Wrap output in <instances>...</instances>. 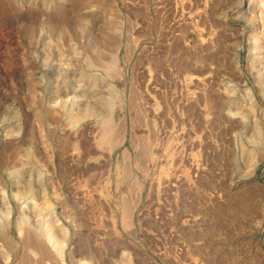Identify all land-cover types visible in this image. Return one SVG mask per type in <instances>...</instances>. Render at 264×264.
<instances>
[{
  "label": "rangeland",
  "instance_id": "rangeland-1",
  "mask_svg": "<svg viewBox=\"0 0 264 264\" xmlns=\"http://www.w3.org/2000/svg\"><path fill=\"white\" fill-rule=\"evenodd\" d=\"M51 262L264 264V0H0V264Z\"/></svg>",
  "mask_w": 264,
  "mask_h": 264
},
{
  "label": "bare ground",
  "instance_id": "bare-ground-1",
  "mask_svg": "<svg viewBox=\"0 0 264 264\" xmlns=\"http://www.w3.org/2000/svg\"><path fill=\"white\" fill-rule=\"evenodd\" d=\"M112 45V44H111ZM110 61V60H109ZM97 63V62H96ZM114 64H116V63H114ZM110 72V71H109ZM118 72V71H117ZM71 116V115H70ZM112 118V117H111ZM109 119V118H108ZM104 121H105V119H104ZM102 122V121H101ZM100 122V123H101ZM109 122H110V119H109ZM112 122V121H111ZM105 123V124H104ZM104 123H102V124H104V126H103V128L104 129H102V130H105V132L106 131H109V129H108V122L106 123V121L104 122ZM101 124V125H102ZM110 125H111V123H110ZM110 127H112V126H110ZM102 128V127H101ZM111 131V130H110ZM105 132L103 131V133L105 134ZM115 132H117V131H115ZM107 133H111V132H107ZM114 134H117V133H114ZM119 134V133H118ZM115 136H118L117 138L119 139V135H115ZM104 137H105V135H104ZM103 137V138H104ZM115 138V137H114ZM110 140V139H109ZM114 140V139H113ZM108 141V140H107ZM115 141V140H114ZM109 143H110V141H109ZM115 143V142H114ZM108 144V143H107ZM114 145V144H113ZM119 146V142H118V144H116L115 146ZM75 146V145H74ZM108 146V145H107ZM114 146V147H115ZM78 147V146H77ZM105 147V146H104ZM110 147H112V145L110 146ZM114 147H112V149H111V151L110 152H112L113 151V149H114ZM107 148V147H106ZM78 149H79V147H78ZM104 149V148H103ZM110 149V148H109ZM105 150V149H104ZM108 150V149H107ZM106 151V150H105ZM79 157V156H78ZM127 209V208H126ZM128 210V209H127ZM128 212V211H127ZM19 231H21V230H19ZM45 232V231H44ZM26 233H28V232H26ZM25 234V233H24ZM23 234V235H24ZM31 234V233H30ZM39 234V233H38ZM37 234V235H38ZM27 235V234H26ZM44 235V237L45 238H49L50 236H52V235H50V233H48L47 232V234L45 235V234H43ZM42 235V236H43ZM52 238L53 237H51V241H52ZM25 240V245H26V247L27 248H31V247H36L37 248V251H39V253H40V259H41V261H39L40 263L42 262V261H45V260H47V258H48V254H49V252H48V250L45 248V247H43V245L41 244V241H39V239L38 238H36V237H33V235L30 237V236H27L26 237V239H24ZM47 242H48V240H46ZM43 242V241H42ZM44 244H46V243H44ZM48 244H50V243H48ZM58 244V243H57ZM54 246H56L55 248H59V246L57 247V245H54ZM53 246V247H54ZM54 249V248H53ZM52 249V250H53ZM57 251H59V249L57 250ZM57 251H55V253L57 252ZM62 251V250H61ZM64 251V250H63ZM60 253H63L64 254V252H60ZM60 253H58V255H60L59 257H61V254ZM35 255V254H34ZM39 259V260H40ZM50 259V258H49ZM62 259V258H61ZM38 260V259H37ZM63 260V259H62ZM24 262V261H23ZM46 262V261H45ZM48 262V261H47ZM37 263H38V261H37ZM36 263V264H37ZM49 263V262H48ZM47 263V264H48ZM51 264H52V262H51Z\"/></svg>",
  "mask_w": 264,
  "mask_h": 264
}]
</instances>
